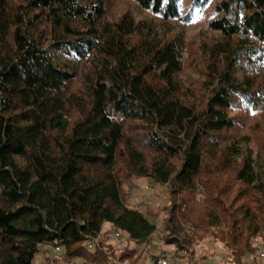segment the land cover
Here are the masks:
<instances>
[{"label":"trees","instance_id":"16d2710c","mask_svg":"<svg viewBox=\"0 0 264 264\" xmlns=\"http://www.w3.org/2000/svg\"><path fill=\"white\" fill-rule=\"evenodd\" d=\"M132 1L148 17L107 20L105 0H0V264H33L48 244L67 261L135 264L157 224L126 205L134 176L165 184L160 242L185 250L187 228L227 264L255 257L264 166L231 112L263 110L264 0ZM202 19L199 94L178 75L182 27ZM105 222L133 247L116 248Z\"/></svg>","mask_w":264,"mask_h":264},{"label":"rangeland","instance_id":"374dc122","mask_svg":"<svg viewBox=\"0 0 264 264\" xmlns=\"http://www.w3.org/2000/svg\"><path fill=\"white\" fill-rule=\"evenodd\" d=\"M20 0H11L12 3H18ZM106 1V18L111 20L116 18L122 12L130 10L137 19L148 17V13L140 9L132 0H105ZM177 27L178 24L171 23V27ZM186 37V51L184 58L186 62L183 66L178 78L183 82L185 87H189L196 93L202 92L206 87L204 72L200 65L201 60L196 58V49L198 47V39L200 35H212L207 32L204 20L194 22L188 26L182 27ZM232 115L238 117V123L235 128V138L245 135L249 139L248 149L251 151L258 165L264 166V106L258 114L252 112H241L233 110ZM241 138V137H240ZM245 147V146H244ZM257 166V165H256ZM165 184L154 183L151 178L146 177H131L124 180L122 184V193L126 199V205L130 208L138 209L146 213L147 217L157 224V231L154 233L153 240L146 246L139 247L141 250L140 257L135 264H156V259L161 255H168L169 261L172 264H198L200 259L205 256L206 260L203 264H208L209 258L211 264H227L228 250L223 245L215 243L209 234H202V231L197 230L194 236L187 228H183L179 233L181 239L193 238V241L187 244V248L176 250L172 244L160 242V234L164 233V224L169 217L170 201L165 190ZM241 204L238 202L237 205ZM109 223H103V229L110 230ZM111 231V230H110ZM202 235V239L199 235ZM110 233H108V236ZM110 237V236H109ZM264 238V228L255 238L253 243L257 247L254 254L255 257L249 255L245 257L247 264H264V258L259 256V251L262 250L260 240ZM113 242L116 248L122 247L128 242V247H133L126 236H122L120 240L108 239ZM135 247V248H136ZM225 249V250H224ZM179 251L181 253L179 254ZM183 251L184 254L182 253ZM59 253L64 254V249L60 247ZM63 258V257H62ZM109 262H113L110 260ZM84 260L80 257H74L69 261L65 259H53L52 249L48 245L41 246L39 252L35 255L33 264H83Z\"/></svg>","mask_w":264,"mask_h":264},{"label":"built area","instance_id":"2783aa9c","mask_svg":"<svg viewBox=\"0 0 264 264\" xmlns=\"http://www.w3.org/2000/svg\"><path fill=\"white\" fill-rule=\"evenodd\" d=\"M110 238L114 239V240H120L122 235L120 232H117L115 230H111L110 232ZM260 243L262 244V250L259 251V256L261 258H264V238L260 240ZM49 247H51L52 249V256H53V259L55 260H58V259H62L63 255H61L59 253V250H60V246L58 245H52V244H48ZM88 248L89 249H92L93 246H94V242H90L88 245ZM185 251H183L182 253L184 254ZM181 253V251H179V254ZM108 264H114L113 262H109ZM156 264H172L170 261H169V257L168 255H161V256H158V258L156 259Z\"/></svg>","mask_w":264,"mask_h":264},{"label":"crops","instance_id":"0c3cea01","mask_svg":"<svg viewBox=\"0 0 264 264\" xmlns=\"http://www.w3.org/2000/svg\"><path fill=\"white\" fill-rule=\"evenodd\" d=\"M108 228H110V227H108ZM206 260L208 261V259H206ZM206 260H205V261H206ZM212 260H213V259H212ZM212 260H210V258H209V262H208V264H211V263H212V262H211Z\"/></svg>","mask_w":264,"mask_h":264}]
</instances>
